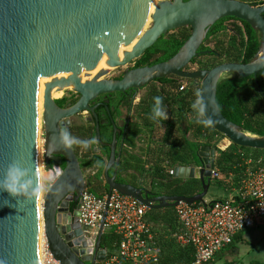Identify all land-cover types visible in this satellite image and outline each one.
Segmentation results:
<instances>
[{"label": "water", "instance_id": "obj_1", "mask_svg": "<svg viewBox=\"0 0 264 264\" xmlns=\"http://www.w3.org/2000/svg\"><path fill=\"white\" fill-rule=\"evenodd\" d=\"M264 1L250 4L240 0H0V174L14 158L38 174V89L44 83L43 159L61 167L60 174L48 185L42 201L43 235L49 252L60 264H94L78 256L71 239H82L62 214L63 200L85 187L74 147L61 141L62 128L70 117L88 111L97 115L88 102L97 95L140 89L151 81L173 75L200 82L199 102L211 116V126L233 144L264 150V135H251L226 119L216 103V86L225 74L237 78L253 76L264 68ZM151 25L142 32L130 50L119 46L129 41L144 21ZM233 17L246 22L259 34L255 57L248 63L223 62L210 69L187 70L193 58L210 51H199L209 28L218 20ZM189 27L190 34L179 50L168 60L142 67H126L162 35ZM88 80V72L96 71ZM110 68H124L118 79L103 78ZM70 75L64 84L56 81ZM71 89L78 94L73 105L59 107L51 91ZM260 91V90H259ZM113 126L108 163L104 169L107 193L116 190L145 204L149 209L174 207L177 202H202L209 189L214 168V149L201 146L197 155L203 167L197 178L201 191L193 196L155 195L153 192L120 183L108 169L118 162L115 157L116 133ZM192 168L175 167L174 177H193ZM39 183V177H38ZM39 193L31 199L13 197L0 191V261L3 264H39ZM76 229L74 235L70 231ZM110 232V228L106 229ZM101 232L95 249L101 247ZM98 255L96 259H103Z\"/></svg>", "mask_w": 264, "mask_h": 264}, {"label": "built area", "instance_id": "obj_2", "mask_svg": "<svg viewBox=\"0 0 264 264\" xmlns=\"http://www.w3.org/2000/svg\"><path fill=\"white\" fill-rule=\"evenodd\" d=\"M187 88L188 82L183 80L174 90L179 92ZM40 160L41 168L49 174L51 183L62 168L56 164L52 168L45 166L43 148ZM167 165L166 162V173L173 176L174 167ZM202 167L203 164L198 169ZM210 173L211 178L221 176L215 167ZM238 175L235 199L179 201L173 207L179 225L173 232V238L177 245L190 246L193 251V260L188 264H210L237 233L257 225L264 226V150L257 158L245 157L239 165ZM148 210L142 202L116 190L96 195L84 187L79 194L76 217L82 239L77 243L74 242L78 236L71 239L78 256L87 258L88 262L94 258V264H160V245L157 233L146 218ZM101 225V240L109 233L107 228L115 238L110 250L102 246L95 249ZM99 252L103 259L95 258ZM38 253L39 264H60L49 252L45 240Z\"/></svg>", "mask_w": 264, "mask_h": 264}, {"label": "trees", "instance_id": "obj_3", "mask_svg": "<svg viewBox=\"0 0 264 264\" xmlns=\"http://www.w3.org/2000/svg\"><path fill=\"white\" fill-rule=\"evenodd\" d=\"M185 1V0H184ZM244 2H248L250 4H258L255 1L251 0H240ZM262 2V1H261ZM264 18V14H263ZM227 21H233L238 23L243 34L244 44L242 50V56L238 61L236 57L232 55H225L222 51H219L216 54V51L205 45L206 41L225 30H228ZM190 34L189 27H182L171 32H168L165 35L160 36L153 45L148 47L142 55L134 60L133 68L142 67L146 65H153L155 63L163 62L171 58L182 46L184 41ZM259 46V34L254 31L246 22L233 18V17H225L218 21H216L208 30L206 38L204 39L202 45L199 47V51H210L209 55H218L219 57H226V60L229 62H240V63H248L251 61L257 51ZM204 55V54H203ZM196 62V58H193L190 61V64L193 65ZM201 68V67H193ZM191 68H187V70H192ZM180 78L175 77L173 75H168L159 79H156L157 83L160 85L169 88V98L167 102H174L177 108V123L182 125L183 123L188 122L187 125L184 126L182 130V151H175V145L169 146L165 144V150H162L161 155L162 159H169L171 164H175L177 161H182V163L191 162L195 166H199L201 164V160L197 156V151L202 144H209V138L211 137V133L215 135H219L217 131H215L211 127H204L200 124L196 123L198 108L199 106L196 104L199 101V94L195 89L191 88L184 91H175L174 89L178 87L180 84ZM192 82H198V80L186 79ZM199 87V85H198ZM260 90V91H259ZM172 93H171V92ZM163 96V91H161V96ZM66 97H61L59 99H55V103L61 104L66 101ZM216 103L217 106L222 113V115L228 119L229 121L237 124L242 128L244 132H249L255 135H264V68L257 72L256 81L253 76H248L245 78H237L234 74H225L219 80L216 86ZM163 100V99H162ZM152 112V107L149 108L148 113ZM99 119L101 117L99 116ZM193 127V128H192ZM112 129V126L109 130ZM71 130V128H70ZM90 130H83L81 139L89 140L94 138V133ZM101 130V126H100ZM211 131V132H210ZM191 132V139L186 138L185 134ZM110 137V135H109ZM108 137V138H109ZM167 138V137H166ZM201 139L203 141H201ZM109 140V139H108ZM214 149V165L215 168L223 174H228L234 168L236 171L239 169V165L247 157L243 151H251L254 155L253 157L257 158L262 154L263 150L259 149H250L245 147H240L235 144H230L227 148L220 150L215 144L212 145ZM85 148V147H83ZM90 146L85 148V153L82 154V157L78 158L80 168L83 170L84 168L90 167L93 164H96L98 167V172L95 177L99 178L102 175V168L105 163L104 155L107 153L101 154H92L90 151ZM180 156L182 160L177 159ZM97 162H100L101 166L97 165ZM51 165H54L53 162L45 163L47 168H51ZM63 166V163H62ZM61 166V167H62ZM129 162H125L121 166L122 173H126L131 170ZM142 172L141 168L133 169V172H130V177L134 182H128L133 186L139 187L138 184H135L138 177ZM153 178L160 179L163 182V190L166 195H179V196H193L201 191V183L198 179H176L168 177L166 178V174L164 172V168L161 164H157L153 172ZM217 178H210V185L215 186H223L222 182L217 181ZM120 183H127V181L120 179ZM89 191L99 195L103 192H97L92 188H89ZM155 195H159V193L154 192ZM162 209H149L146 218L148 222H150L153 229L156 230V225L159 224V218L156 216L155 212ZM174 219V218H173ZM168 228L173 232L176 227L173 224H167ZM156 232V231H155ZM157 233V232H156ZM243 233H238L234 236L232 242L227 245V247H231L235 244L237 240H241V236ZM174 239V238H173ZM157 242L160 245V264H188L193 260V251L190 246L181 247L174 244L171 241H163L159 236L157 237ZM175 242V240H174ZM255 264H263V263H255Z\"/></svg>", "mask_w": 264, "mask_h": 264}, {"label": "rangeland", "instance_id": "obj_4", "mask_svg": "<svg viewBox=\"0 0 264 264\" xmlns=\"http://www.w3.org/2000/svg\"><path fill=\"white\" fill-rule=\"evenodd\" d=\"M255 1V0H251ZM257 1V0H256ZM148 17V22L145 24L143 32L148 29L151 25V19ZM226 24L228 25V30H225L223 32H220L212 37H210L205 45L212 50L216 51V54L219 53V51H222L225 55L229 54L234 57L239 61L241 56H242V50H243V44H244V39H243V34L242 30L239 26L238 23H235L233 21H227ZM141 35V34H140ZM209 55V54H204L200 55L196 58V62L191 65L189 64L187 68H193V67H201V69H210L211 67L218 65L223 62H229L226 60V57H219L218 55ZM134 61H132L130 64H128L126 67H133ZM122 70L124 68H110L109 72L106 76L103 78L105 79H114L117 77L119 74H121ZM225 76V75H223ZM183 81L186 79L180 78L179 81ZM198 85L200 87V82H192L189 83V86L195 90H197ZM169 88L164 87L157 83L156 81H151L148 83L146 86H144L142 89L138 90L136 94V100H135V106L134 109L132 110L131 113V119L133 121V126L134 128L138 131L137 133L140 135H147L149 138L148 143H146V148L145 154H144V178L145 180L144 184L146 186H150V184L153 186V188L161 192L162 191V184L164 182H161L160 179H154L153 178V172L154 168L157 166V164H162L165 165L169 159H162L161 152L162 150H165V144L169 146L175 145L176 148L175 151H182L183 152V144H182V130L185 125L188 124V122L185 121L182 125L177 123V108L176 104L174 102H167V99L169 98ZM161 91H163V96L161 97L163 99V107L167 113V119H152L151 118V113H148V110L150 107H153L154 104V97L161 96ZM171 92V91H170ZM172 93V92H171ZM74 94V92L71 89H65L63 91H56L53 93L54 99H59L63 96H69V95ZM43 111V109H42ZM87 111L82 112L81 115L77 117L71 118V121L73 122L74 125L79 127L81 130H90L91 125L89 123H86L83 119L87 116ZM84 117V118H83ZM249 133V132H247ZM43 121H42V114H41V120L40 123L38 124V161H40V169H41V178L39 177V184L41 188L43 189L42 191L39 192V205H40V200H41V206L42 201H43V196L47 190L48 185L50 182L48 181V176L49 174L42 170L41 168V158H42V148H43ZM211 137L209 138V145L212 146L215 144V146L218 149H223L225 146H230L232 142L228 140L225 136L219 134L215 135L213 132L211 133ZM251 134V133H249ZM255 135V134H251ZM186 138L191 139V132H188L185 134ZM140 137V136H139ZM167 137V138H166ZM141 138V137H140ZM143 138V137H142ZM201 141H203L201 139ZM144 143V142H143ZM217 144V145H216ZM221 144V145H220ZM144 145V144H143ZM78 151H80V154L85 153V148H77ZM244 154L248 157L251 156V158H254L253 154L251 151H243ZM183 156H180L177 159L182 160ZM182 163V161H177L176 163ZM183 164H185L183 162ZM188 164V163H187ZM220 173V172H219ZM90 173L87 172L86 175L88 176ZM231 174V175H229ZM239 174V173H238ZM220 178H217V181L222 182V184H225L224 186H215L211 185L210 188L208 189L204 199L206 200H214V199H219V196L222 194V192L215 193L217 191H221L223 189L225 190H230L234 189L237 186L238 180H239V175L237 176V171L232 168V171H230L228 174H223L220 173ZM169 175H166V178H168ZM230 176V177H229ZM170 177V176H169ZM149 181L150 184H149ZM156 216L159 218V224L156 225V232L161 239V242L165 241H171L174 244L173 239V232L167 227V224H173L174 223V209L173 208H166L163 210H159L155 212ZM39 222H40V227H42V236L43 235V219H42V209L40 208V214H39ZM262 232V231H261ZM111 233V232H109ZM105 234L102 238V241L108 246L107 248L110 250L113 248L110 243H111V238L109 235L111 234ZM263 238V239H262ZM261 241L264 242V236L262 237ZM111 246V247H110ZM257 254V248L250 250L248 253V257L245 258V260L249 259L250 257L254 258ZM259 255V251L258 254ZM257 257V256H256Z\"/></svg>", "mask_w": 264, "mask_h": 264}, {"label": "flooded vegetation", "instance_id": "obj_5", "mask_svg": "<svg viewBox=\"0 0 264 264\" xmlns=\"http://www.w3.org/2000/svg\"><path fill=\"white\" fill-rule=\"evenodd\" d=\"M120 77L121 74H119L114 79H118ZM184 81L188 82V84L191 83L188 80H184ZM140 89H131V90L127 89L124 92H112V93L100 94L88 102V105L94 108V112L97 115L98 132H99V140H97L95 136V121L92 117V114L87 111L88 115L85 118L83 117L84 118L83 120L91 125L92 127L91 131L94 133V138L96 140V143L90 145L91 148L89 149L92 152V154H101L102 152L107 154L103 156L105 159V163L102 168V175L99 178L95 177L96 173L98 172V167L96 166V164H93L90 167L84 168L82 170L84 174L85 187L87 186L89 188H92L97 192H105L107 190L105 177H104V169L108 163V158L110 153L109 144L112 141V135H113V126L111 120H113L115 126L119 129V132L116 133V137H115L116 146L114 149L115 157L118 158V162L114 161V164L107 171L108 175L109 176L114 175V180L116 182H120L121 178L127 181V183L133 181L128 172L122 173L121 166L124 157H128L130 155L133 156V153H131L129 148H127V143L129 142L130 135L133 132V128H134L133 121L131 119V113L132 110L134 109V106L136 105L135 104L136 94ZM63 97L67 98L66 101L61 104H58V106L62 108L73 105L78 99V94L74 93L72 95L70 94L68 97L67 96H63ZM81 114L82 113H78L70 117L69 125L64 126L62 128V131L64 130L69 131L71 135L77 138L78 140H83L81 139L83 130H81L79 127L74 125L73 122L71 121V118L77 117ZM99 116L101 117V119H99ZM100 126H101V130H100ZM111 126L112 129L109 130ZM73 147L77 157L81 158L82 155L80 154V151H78L77 148H83V146L78 144H73ZM54 165H51V168ZM87 172L90 173L88 176L86 175ZM62 202H63L62 214L66 217L65 219H68L70 224L74 227L76 225L79 196L76 198L75 194H72L70 195L69 199L63 200ZM75 231L76 229L75 230L72 229L70 232L73 233L74 235ZM109 234H111L109 235V237L111 238L110 245L113 246L115 243V238L113 237L112 233ZM101 246L105 248L108 247L102 240H101Z\"/></svg>", "mask_w": 264, "mask_h": 264}, {"label": "crops", "instance_id": "obj_6", "mask_svg": "<svg viewBox=\"0 0 264 264\" xmlns=\"http://www.w3.org/2000/svg\"><path fill=\"white\" fill-rule=\"evenodd\" d=\"M261 1H264V0H257V1L255 0L256 3L261 2ZM188 86H189V84H188ZM188 89H191V87L189 86L186 90H188ZM196 92H198V94H199L198 90H196ZM137 132L138 131L135 128H133V132L131 133L129 142L127 143V148H129L131 153H133V156L130 155L128 157H124L122 164H124L125 162L130 163V167L132 169L127 171L129 174H130V172H133V169L134 170H136V168L142 169L140 176L138 177L137 181H135V184H138L140 188L149 190L153 193L157 192V193H159V195L164 194L163 189L161 192L156 191L153 188V186L150 184L151 181H149L150 186H146L144 184L145 183L144 182L145 180H143V178H144V172H143L144 171V160H143V158H144V154H145L144 148H146L145 145H146V143H148L149 138L147 135H140ZM201 146H209V147L213 148L209 144H205V143L202 144ZM227 147L225 146V148H227ZM225 148H223V149H225ZM223 149H221V150H223ZM199 159L201 160L200 157H199ZM167 163H168V165H167L168 167H174V168L175 167H184V168H192L193 169L192 170L193 177L178 178V177H174V175H173V176H170L171 178L183 179V180L184 179H198L199 180V178L196 177L198 174V171H199L198 166L193 165L191 162H188V164L187 163L183 164L181 162L171 164L170 161H167ZM201 165H202V162L199 166H201ZM161 166L164 168L165 174L168 175L166 173V170H165L166 169L165 165L161 164ZM214 167H215V165H214ZM156 179H158V178H156ZM131 182H134V181H131ZM162 188H163V186H162ZM209 188H210V186H209ZM218 192H220V193L222 192V194L219 196V199H235L236 198L235 197V190L233 188L230 190L223 189V190L217 191L215 193H218ZM166 208H173V207H164V208H159V209L163 210ZM174 223H175V227H176L175 231H176L178 229L179 225L176 221L175 215H174ZM240 233H243L241 236V240H237L235 242V244L229 248L227 246L222 248L215 255V257L213 258V260L210 264H255L256 262L264 264V242L261 241L263 239L262 237L264 236V226L257 225L256 227H254L250 230H246V231H243ZM157 237H158V234H157ZM255 248H257V254L259 251V255L256 254L257 257L256 256L254 258L250 257L249 259L245 260V258L248 257L249 251L253 250Z\"/></svg>", "mask_w": 264, "mask_h": 264}, {"label": "clouds", "instance_id": "obj_7", "mask_svg": "<svg viewBox=\"0 0 264 264\" xmlns=\"http://www.w3.org/2000/svg\"><path fill=\"white\" fill-rule=\"evenodd\" d=\"M196 104L199 106L196 123L204 127H211L214 124L212 117L206 115V109L203 104L199 101ZM151 118L167 119V113L163 107V100L159 96L154 97ZM61 141L68 148H71L73 144L87 148L96 143L95 138L78 140L67 130L61 133ZM97 165L101 166L100 162H97ZM42 190L38 183V174L34 168H30L25 164L23 158L12 159L5 167L3 173L0 174V191H6L13 197L31 199ZM0 264H3V262L0 261Z\"/></svg>", "mask_w": 264, "mask_h": 264}, {"label": "bare ground", "instance_id": "obj_8", "mask_svg": "<svg viewBox=\"0 0 264 264\" xmlns=\"http://www.w3.org/2000/svg\"><path fill=\"white\" fill-rule=\"evenodd\" d=\"M148 18L144 21V23L140 26V28L138 29V31L134 34V36L127 42L121 44L119 46L120 51H124V50H130L131 47L135 44V42L137 41V39L141 36L140 34H142L145 24H147ZM150 20V19H149ZM147 21V22H146ZM104 67V64H102L96 71H92V72H88V76L82 78V80H88L90 79L92 76H94V74L101 68ZM70 75L56 81L58 84H64L67 80H69ZM44 83L45 82H41L39 85V89H38V124L40 123L41 120V114H42V104H43V90H44ZM56 89H53L51 91V97L54 98L53 93L56 92ZM59 91V90H58ZM37 142H38V138H37ZM221 145V144H220ZM190 171L192 172V170H187V172ZM38 175L41 178V169H40V165L38 164ZM38 203H39V199H38ZM40 208L42 209L41 206V200H40V205L38 204V214H40ZM40 223V222H39ZM42 227L39 228V236H38V250L40 252L41 250V246H42V241L44 240L43 236H42ZM40 255V253H39Z\"/></svg>", "mask_w": 264, "mask_h": 264}]
</instances>
